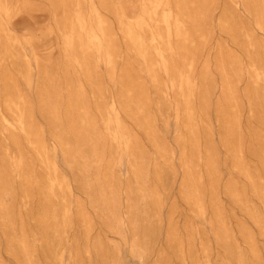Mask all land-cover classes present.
<instances>
[{
  "label": "rangeland",
  "instance_id": "374dc122",
  "mask_svg": "<svg viewBox=\"0 0 264 264\" xmlns=\"http://www.w3.org/2000/svg\"><path fill=\"white\" fill-rule=\"evenodd\" d=\"M0 264H264V0H0Z\"/></svg>",
  "mask_w": 264,
  "mask_h": 264
}]
</instances>
